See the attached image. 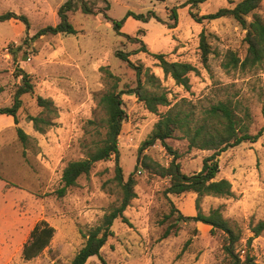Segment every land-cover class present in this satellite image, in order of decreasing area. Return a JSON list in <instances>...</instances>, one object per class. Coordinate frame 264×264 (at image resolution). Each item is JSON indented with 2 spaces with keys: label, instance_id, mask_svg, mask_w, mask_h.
<instances>
[{
  "label": "rangeland",
  "instance_id": "rangeland-1",
  "mask_svg": "<svg viewBox=\"0 0 264 264\" xmlns=\"http://www.w3.org/2000/svg\"><path fill=\"white\" fill-rule=\"evenodd\" d=\"M66 1L0 0V14L12 11L29 22V27L18 20L0 22V107L13 104L22 82L15 76L17 66L31 75L34 84V93L22 96L18 125L12 116H0V264H70L84 246L88 231L119 204L122 195L114 181L115 157L96 163L64 196L58 193L67 163L86 158L88 147L101 137L97 131L105 132V112L98 100L114 83L107 71L119 78V91L137 86L135 71L116 56L118 50L130 53L136 65L149 68L159 79V90L167 93L172 104L185 99L200 114L212 103L231 99L239 103L240 116L249 113L251 133L264 126V64L245 72H227L222 67L228 50L245 57L246 30L231 17L196 20L221 8H232L240 0H206L198 5L192 0H86L94 14L81 9L69 13L76 34L35 39L39 30L60 22L58 10ZM128 11H153L160 21L128 17L121 27L124 35H120L105 16L120 21ZM256 14L264 21V0ZM251 19L249 16L247 21ZM202 31L211 47L206 68L199 48ZM125 35L140 42H131ZM143 43L150 53H163L170 61L194 65L197 72L190 74L189 89L177 85L158 67L157 60L140 51ZM38 96L52 100L58 110L54 125L43 133L36 131L28 118L47 115L37 104ZM122 98L126 118L119 136V165L125 181L130 175L135 179L137 197L124 212L128 222H114V234L101 250L102 257L107 264H224L223 236H212L211 227L203 223L177 221L178 213L172 211L171 203L185 216L196 215L197 195H167L170 179L138 164L139 148L159 116L149 112L135 95L123 94ZM167 110L161 107L160 113ZM47 117L54 118L51 114ZM89 120L95 124H88ZM17 126L30 136L27 144L19 140ZM168 144L188 175L199 172L203 159L213 154L189 149L182 138L169 139ZM143 154L164 166L173 159L160 142ZM218 159L219 178L231 182L233 196H205L201 209L209 214L221 207L223 216L242 228L244 239L238 249L244 252L252 236L250 223L264 219V134L257 142L229 148ZM42 221L54 228V234L43 251L25 260L24 246L31 241L32 229ZM250 247L256 263L264 264V232ZM86 264L102 262L94 256Z\"/></svg>",
  "mask_w": 264,
  "mask_h": 264
},
{
  "label": "trees",
  "instance_id": "trees-1",
  "mask_svg": "<svg viewBox=\"0 0 264 264\" xmlns=\"http://www.w3.org/2000/svg\"><path fill=\"white\" fill-rule=\"evenodd\" d=\"M155 1L166 2L167 0ZM205 1L192 0L191 3L198 5ZM262 2L263 0H240L232 8H221L215 13L206 14L200 18L194 15L199 23L202 20L213 21L224 17H231L246 30L244 39L247 44L246 55L242 59L236 52L228 50L222 62V67L227 72H245L247 70L259 69L264 64V21L256 14ZM79 9L85 14L95 13V9L86 0H67L58 10L60 22L56 26L50 25L39 30L34 38L37 39L46 35L76 34L77 30L69 19V13ZM173 16L177 17L175 11H173ZM249 16L252 17L250 22L247 21ZM105 17L108 21L114 23V28L120 35H124L121 32V27L128 17L146 22L150 19L160 21V18L153 11H149L147 14L128 11L120 21H114L107 15ZM9 20L21 21L26 27H29L28 19L24 15H18L12 11L0 14V22ZM169 28H174V26ZM125 36L131 42H140L139 38ZM199 48L201 51V62L206 68L209 64L211 47L204 31L200 34ZM140 51L148 52L144 43ZM148 53L158 61V67L162 69L166 76H170L177 85H182L186 89H189L190 74L197 72V68L194 65L188 62L170 61L163 53ZM130 55V53L122 50L116 52V56L126 62L135 71L137 86L119 91V78L110 71H107V76L114 80V83L98 100V106L105 112V118L102 120V124H105V132L101 133V131H97L101 137L88 147L86 158L70 161L63 169L61 188L58 191L60 196H64L70 188L77 186L79 179L82 176L89 175L96 163L108 161L112 157H115L116 174L114 181L120 188L122 195L119 204L104 215L99 225L92 227L88 231L84 246L75 255L70 264H86L94 256L99 257L102 264H107L101 255V250L106 245L108 239L114 234L112 230L114 222L117 219L128 222L124 212L131 201L137 197L135 179L130 175L128 180L125 181L123 169L119 165V136L121 135L122 126L126 118V112L123 107V94L135 95L149 112L159 116L151 134L142 142L139 148L140 157L138 164L152 170L160 177L170 179V184L165 191L167 195H182L188 192H193L197 195V214L195 216L183 215L171 203L173 213H178L176 220L201 222L211 227L210 233L212 236L221 234L223 236L222 249L225 255L224 264H257L255 256L251 253L250 246L253 239L261 236L264 232V219L259 220L255 224L250 223L249 230L252 236L247 239L246 248L242 252V250L238 249L241 241L244 239L242 228L236 222L226 219L223 216L221 207L212 209L209 214H204L200 201L205 196H233L231 182L226 178H219L220 165L218 157L229 148H233L244 142H257L264 134V126L256 133H251L249 113L246 112L244 116H240L239 103H234L231 99L212 103L204 107V111L200 114H197L196 107L185 99L172 104L167 93L159 90V79L150 72L149 68H144L142 65L133 63L129 58ZM15 76L19 77L22 82L16 88L13 104L10 107H0V116H12L15 124L18 125V112L23 105L22 96L34 93V84L31 75L18 66L15 69ZM37 104L43 109V113L54 116L52 119H48L47 115L45 117L28 116L29 120L33 122L34 129L43 133L54 125L53 119L58 117V110L52 100L44 99L41 96L37 97ZM161 107H168V110L164 114H161ZM88 124H95V121L89 120ZM16 131L19 140L23 144H27L30 136L21 127L17 126ZM175 138L187 140L189 149L213 151L212 155L203 159L202 169L199 172L188 175L182 171L181 164L177 162L179 155L168 144L169 139ZM157 142H160L166 150L173 154V159L168 166H164L151 156L143 154L146 149L154 146ZM53 234L54 228L48 223L42 221L35 225L30 233L31 241L23 249L24 259L31 260L35 258L48 246ZM168 234L169 231H166L165 236Z\"/></svg>",
  "mask_w": 264,
  "mask_h": 264
},
{
  "label": "crops",
  "instance_id": "crops-1",
  "mask_svg": "<svg viewBox=\"0 0 264 264\" xmlns=\"http://www.w3.org/2000/svg\"><path fill=\"white\" fill-rule=\"evenodd\" d=\"M195 216V215H194ZM197 224H202L201 222H196Z\"/></svg>",
  "mask_w": 264,
  "mask_h": 264
}]
</instances>
